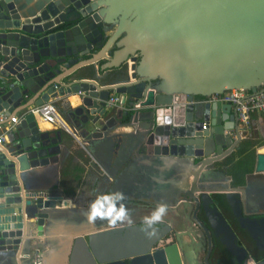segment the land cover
<instances>
[{"label": "water", "instance_id": "95a60500", "mask_svg": "<svg viewBox=\"0 0 264 264\" xmlns=\"http://www.w3.org/2000/svg\"><path fill=\"white\" fill-rule=\"evenodd\" d=\"M113 45L117 49L108 55ZM102 58V76L114 81L110 84L99 85L98 76L68 86L56 79ZM233 90H264V0H0V110L9 116L30 96L36 97L22 110L78 93L79 106L63 120L74 140L89 142L125 125L118 121L125 112L111 116L105 107L111 94L120 95L133 111L126 124L149 122L142 129L147 154L192 160V180L183 194L206 232V264H228L226 253L248 252L240 243L245 235L260 248L257 240L264 232L261 219L238 216L228 224L231 193L210 197L201 184L203 170L234 150L242 128L237 129L229 104L193 100ZM164 108L170 109L161 113ZM38 126L26 115L0 145V249L12 258L28 226L34 225L38 236L50 235L62 207V197L27 189L62 155L61 131L53 137ZM233 129L235 140L228 132ZM255 170L264 172V154L256 155ZM237 190L242 192H228ZM140 221L68 235L64 259L67 264H186L180 236L159 247L167 226L158 224L149 237ZM35 257L28 259L35 264Z\"/></svg>", "mask_w": 264, "mask_h": 264}, {"label": "crops", "instance_id": "0c3cea01", "mask_svg": "<svg viewBox=\"0 0 264 264\" xmlns=\"http://www.w3.org/2000/svg\"><path fill=\"white\" fill-rule=\"evenodd\" d=\"M116 49L113 45L108 50V55ZM105 62V59H99L67 75L77 68L73 66L62 72L56 79L60 82V86L61 83L68 86L73 80L93 79L94 76H98L99 85L110 84L114 81L102 76V73L106 71L101 69ZM59 89L57 87V90ZM35 97L30 96L25 99V102L13 109L11 116L17 114L21 117L24 112L22 111L24 103L29 105ZM80 100L79 94L73 93L58 97L51 102L56 106L61 118L65 120L66 114L79 106ZM130 106L129 103H125L121 109H111L110 115H116L118 111L124 113L130 109ZM121 117L118 121H122ZM145 123L149 124L146 118H142L133 126L116 124L114 128L108 129L105 136L89 142H84L80 138L74 140L70 134L61 132L63 142L59 147L62 155L58 164L53 165L51 169L43 167L41 170L44 171L40 174V180L34 183L28 182L32 186L27 185L29 191L38 189L50 192L55 197H62V207L57 214L58 222L53 225L50 235L43 232L45 236H38L34 225L31 228L28 226V236L22 244L20 243L16 250V257L12 258V254L7 250L0 249V264H34L28 256H36L35 264H67L64 256L68 254V248L65 246L70 238L67 237L68 235H73V238L93 227L107 226L106 222L99 220L95 224L86 221L90 201L98 192L116 190L126 194L125 203L130 210L133 222H138L144 216L150 215L157 204L164 202L162 204L168 206V213L160 224L167 226L166 236H171L173 243H176V239L180 236V242L186 251V264H206L208 240L201 224L198 225L192 221L195 205L184 199L181 203L174 204L184 197L183 192L192 180L190 174L192 160L147 154L143 146L145 131L142 129ZM222 124L229 125L224 119ZM38 125L41 132H49L53 137L58 131L48 129L41 122ZM237 125V129L242 128L239 143L230 154L203 170L201 184L210 197H222L225 196V192L231 193L229 203L226 202L225 207L229 215L228 224L235 217L243 216L261 219L264 226V172L258 173L255 170L256 155L264 154V113L253 112L247 125ZM12 127L11 124L1 125L0 136H7L14 131ZM235 131L234 129L228 131L234 140L237 139ZM24 188L26 187H21L22 190ZM236 189H241L242 192L238 190V192H228ZM246 204L250 205L249 209ZM28 222L30 223L31 220ZM245 237L246 235L242 237L245 241L240 243L248 252L244 253L237 249L233 251L234 256L226 253L225 259L229 264H254V261H258L257 253L261 251L260 249H264V232L257 240L260 248L253 241H247ZM41 249L44 251L42 252ZM47 252L51 254V257L46 256ZM261 259L264 261V250L261 253Z\"/></svg>", "mask_w": 264, "mask_h": 264}, {"label": "built area", "instance_id": "2783aa9c", "mask_svg": "<svg viewBox=\"0 0 264 264\" xmlns=\"http://www.w3.org/2000/svg\"><path fill=\"white\" fill-rule=\"evenodd\" d=\"M130 64L131 62H129V66ZM216 102H219L221 104H229L231 109L234 110L236 113L237 123L241 126H245L249 123L250 115L253 112L264 113V90L257 91V93L254 94L245 90H233L220 95L218 94L213 95L211 97H206V99L203 100H193V104ZM123 105L124 104L122 103V97L120 95L115 94H111L105 103V107L107 109H121ZM134 107L139 108V105L137 104ZM169 109L170 108H164L160 111L161 113L162 111L166 113ZM22 111L24 112L22 116L19 117L17 114L13 116H7L4 110H0V126L11 124V126H13L12 128H14V126L19 124V122L24 119L26 115L30 114L34 117L35 121L38 124L41 122V124L47 126L48 129H54L64 132L66 134H70L72 138L73 136H75L73 131L61 118L58 110L56 109V106L51 101L43 102L41 105L38 106H29ZM203 128L205 127L203 126ZM6 138L7 136H0V144H2L6 140ZM74 138L78 139L77 137Z\"/></svg>", "mask_w": 264, "mask_h": 264}, {"label": "clouds", "instance_id": "9594fccd", "mask_svg": "<svg viewBox=\"0 0 264 264\" xmlns=\"http://www.w3.org/2000/svg\"><path fill=\"white\" fill-rule=\"evenodd\" d=\"M127 196L124 192L116 190L112 192H98L95 198L90 201L87 212L86 221L90 224H95L98 220L106 222L110 228H116L121 224L133 223L130 210L125 201ZM168 213L166 204H157L150 215L142 218V229L146 236L151 237L156 226L163 223L164 218Z\"/></svg>", "mask_w": 264, "mask_h": 264}, {"label": "flooded vegetation", "instance_id": "af4514ba", "mask_svg": "<svg viewBox=\"0 0 264 264\" xmlns=\"http://www.w3.org/2000/svg\"><path fill=\"white\" fill-rule=\"evenodd\" d=\"M251 93V92H250ZM196 100H198L196 97L194 98V101H196ZM238 124V123H237ZM183 198H180V199H178V201L177 202H174V204H178V202H180L181 203V200L182 199H184L185 198V195L183 194ZM246 207L249 209L250 208V205H248V204H246ZM196 217H198V216H196ZM199 218V217H198ZM192 221L195 223V224H197L196 223V221H195V215L193 214L192 215ZM171 238V236H166L162 241H160L157 245L159 246V247H165V246H167V245H169V244H172L173 243V239H170ZM261 251L260 252H258L257 254H259V255H261V253L263 252V250L264 249H260ZM224 252V251H223ZM262 259L261 258H259L258 259V261H261ZM257 260H256V262H258ZM229 264V263H228Z\"/></svg>", "mask_w": 264, "mask_h": 264}, {"label": "trees", "instance_id": "16d2710c", "mask_svg": "<svg viewBox=\"0 0 264 264\" xmlns=\"http://www.w3.org/2000/svg\"><path fill=\"white\" fill-rule=\"evenodd\" d=\"M196 98H197L198 100L206 99V97H201V96H197ZM125 113H126V114L123 115V117H122V121H121L123 124H126V123H128V122L130 121V119H131V117H132V115H133V111H132L131 109H128Z\"/></svg>", "mask_w": 264, "mask_h": 264}]
</instances>
